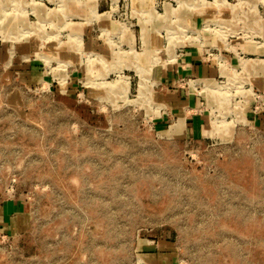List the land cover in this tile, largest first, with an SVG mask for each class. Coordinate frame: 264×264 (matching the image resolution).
I'll list each match as a JSON object with an SVG mask.
<instances>
[{
	"label": "rangeland",
	"instance_id": "1",
	"mask_svg": "<svg viewBox=\"0 0 264 264\" xmlns=\"http://www.w3.org/2000/svg\"><path fill=\"white\" fill-rule=\"evenodd\" d=\"M2 1V41L35 38L81 62L50 53L39 84L0 78V264H144L154 244L177 264H264V66L247 65L264 62L249 43L264 44L250 30L264 0H171L164 12L163 0H100L120 23L95 28L103 56L83 51L82 25L109 15L96 0H72L87 5L81 22L68 0ZM232 5L256 22L189 25L194 10ZM194 44L219 74L180 77L202 100L204 133L172 138L184 119L160 132L154 93Z\"/></svg>",
	"mask_w": 264,
	"mask_h": 264
},
{
	"label": "crops",
	"instance_id": "2",
	"mask_svg": "<svg viewBox=\"0 0 264 264\" xmlns=\"http://www.w3.org/2000/svg\"><path fill=\"white\" fill-rule=\"evenodd\" d=\"M137 1L140 2V5L146 2V0ZM170 1L171 0L162 1V4H164L163 12L165 5H171ZM240 1L243 4L244 1L247 2L248 0H239V3ZM250 1L256 2L255 0ZM100 3V0L95 1V11L98 15L104 13L109 14L116 8L111 1L108 6L105 3ZM144 4L142 6H144ZM66 5L67 11L73 16V19L81 22L88 17V8L85 3L79 4L76 1L68 0ZM4 6V2L0 0V12L2 11L5 13ZM241 10V7H236L234 5L230 6V9L226 6L220 8L215 6H204L194 10L190 14L189 25L194 29H198L205 21L218 18L225 19V23L231 24V26L237 25L238 21L243 20L256 22V16L254 14L253 17H255V19H250L251 15L247 13L245 15V13H241ZM2 15L0 13L1 17H3ZM108 16H100V18L82 25V27L85 28L82 30L84 52H91L97 55H102L106 52L104 43L99 40V37L94 35V32L95 28L97 30L99 28H116L120 25L116 19L110 17V14ZM256 20L257 22L253 23L254 26L252 25L250 30L252 34H256V36H264V20L261 18ZM138 24L136 25L138 26ZM89 27L92 29H87ZM245 42L246 40H244V43ZM249 43H251L250 47L253 52L258 53V51H264V44L252 41H249ZM45 46L46 45H42V43L35 38L20 42L2 41L0 39V78L2 82L12 81L22 86H34L39 84L49 75V68L42 58H40L42 55L51 53V57L68 61L71 65L81 62L79 54L63 56L59 53L58 49ZM254 61L255 60L252 59L248 60L247 65L251 71L253 70V73H256L257 69H262L264 62ZM247 65L245 64V66ZM218 74V68L213 63L204 62L196 44L183 48L178 54L176 64L168 65L160 69V85L158 86V91L154 93V97L157 102L156 104H163L165 110L157 117L158 119L155 123L156 128L160 132L166 133L169 126L175 120L182 117L184 120H180L183 122L181 127L184 125V128L180 133L173 135L172 138H187L194 140L202 137L205 125L203 114L200 110L203 104L202 100L198 94H192L179 88L177 82L180 77L182 78L184 76H192L196 79L199 78L203 80H214ZM258 117L264 120V113L261 114V112H259ZM9 214L10 211L8 208L0 206V221H3ZM140 256L144 264H177L173 256V251L165 246L162 248L158 244L142 246Z\"/></svg>",
	"mask_w": 264,
	"mask_h": 264
},
{
	"label": "bare ground",
	"instance_id": "3",
	"mask_svg": "<svg viewBox=\"0 0 264 264\" xmlns=\"http://www.w3.org/2000/svg\"><path fill=\"white\" fill-rule=\"evenodd\" d=\"M1 14L3 13L2 11L0 12ZM4 20V17H1V19H0V22H2ZM223 22H224V20H223ZM204 81V83H210L209 82V80H203ZM203 83V84H204ZM207 87H209V88H211L210 86H207ZM213 88H214V86H213ZM217 88V87H216ZM215 89V88H214ZM218 89V88H217ZM211 90V89H210ZM213 125V124H212ZM176 127H181L182 126V121H179L176 125H175ZM210 126H211V123H210Z\"/></svg>",
	"mask_w": 264,
	"mask_h": 264
}]
</instances>
